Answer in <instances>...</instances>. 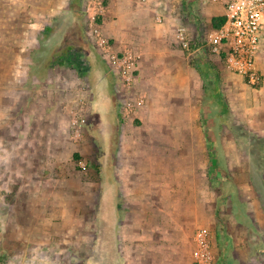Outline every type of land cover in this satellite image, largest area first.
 I'll return each instance as SVG.
<instances>
[{
	"label": "rangeland",
	"instance_id": "rangeland-1",
	"mask_svg": "<svg viewBox=\"0 0 264 264\" xmlns=\"http://www.w3.org/2000/svg\"><path fill=\"white\" fill-rule=\"evenodd\" d=\"M113 1L107 0L97 10L100 24ZM141 3L145 5L147 0ZM131 4L127 0L116 3L117 16L124 21L115 25L135 32L128 43L137 49L120 53L142 56V69L149 75L158 64L155 70L166 73L162 75L165 79L176 69L188 74L190 63L204 68L202 73L209 76L203 65L210 64L226 105L217 108L221 114H215L216 129L208 126L204 109L191 129L199 142L194 149L199 156L186 164L194 170L192 185L199 196L194 194L187 200L194 207L197 200L201 203V210L194 213L200 224L194 225L192 234L172 255L162 258L157 255L158 248L152 247L151 255L142 258L146 264H198L195 234L207 229L212 239V264H264V253L255 255L247 229L238 222L232 206L234 195H239L244 211L264 219V129L252 126L249 116L250 111L252 115L264 112V102L258 103L262 84L251 87L228 71L218 56L204 50L188 55L182 49L178 30L184 25L195 26L197 36L191 38L199 47L214 31L204 16L206 6L201 0H152L150 15L137 18L130 11ZM127 11L132 14L128 19ZM88 23L85 0H0V264H86L95 236L104 239L105 219L91 207L93 194H98L97 168L101 163L94 166L92 162L97 147L89 136L82 141L73 138L75 128L83 124L88 113V78L79 80L73 73L81 64L74 45L81 36L89 41ZM87 48L90 55L103 61L93 46ZM58 57L71 58L72 62L59 65ZM49 61L56 71L48 75L44 65ZM113 79L115 93L127 95L118 79ZM210 83L208 80V86ZM72 111L82 119L72 121ZM131 122L135 126L131 132V123L127 125L129 134L133 130L139 136L152 132L153 128L138 117ZM110 143L107 154L113 158L117 147L114 139ZM181 173L178 169V179ZM89 189H96L95 193ZM128 259L131 262L132 257Z\"/></svg>",
	"mask_w": 264,
	"mask_h": 264
},
{
	"label": "crops",
	"instance_id": "crops-1",
	"mask_svg": "<svg viewBox=\"0 0 264 264\" xmlns=\"http://www.w3.org/2000/svg\"><path fill=\"white\" fill-rule=\"evenodd\" d=\"M127 1L132 3L129 5L130 11L136 18L140 14L150 15V9L154 8L152 0H147L145 5L141 0ZM117 2L119 0L111 3L110 13L105 15L101 26L105 35L113 40L111 42L118 52H129L137 49L128 43L135 32L132 29L125 32L116 28V23L122 24L124 21L117 16L120 13L115 6ZM141 6L143 7L140 8ZM130 11L126 12L127 19L132 15ZM204 16L214 29L213 19L223 18L224 9L221 5H208ZM159 20L162 21V18ZM194 27H182L191 40V37L197 36ZM138 28L147 30L146 26ZM125 37L128 39L125 40ZM141 58L138 55V81L130 90H124L127 95L115 93L113 76L100 57L90 59L91 71L87 77L90 96L85 102L87 107H84L88 113L83 118L86 121L84 125L77 122L79 126L75 128L73 138L82 141L89 136L87 139L94 141L93 144L97 147L92 162L94 166L95 162L101 163L100 168H97L98 194L95 193L96 189L88 191L95 193L91 207L95 209V214L98 212V217L105 219V228L103 241L95 236L86 264H146L142 257L151 255L152 247L158 248L157 255L164 258L175 253L180 243L187 240V235L192 234L194 225L200 224L194 218V213L201 210V203L197 200V206L194 207L193 202L188 203L187 200H192L194 194L197 198L199 196L192 185L194 170L191 164H186L191 158L199 156L194 151L199 142L191 135V129L195 127L196 119L203 109L206 110L208 126L212 129L219 126L215 114H221V111L217 108L223 109L226 106L222 103V89L213 81L210 64L203 65L207 66L209 76L202 73L204 68L200 70V67L190 63L188 74L182 69H176L165 79L162 75L166 73L155 70L158 64L150 75L146 74L142 69ZM60 60L58 57L57 61ZM44 67L48 68V75L56 71L53 62L49 61ZM257 68L262 76L259 103L264 102V42L257 59ZM73 73L79 80L82 79L76 70ZM216 74L217 71H214L215 76ZM208 80L211 82L210 86L207 84ZM72 115V121L82 119L78 112L72 111ZM249 116L252 126L264 129V112L252 115L250 111ZM126 117L133 118L127 120ZM135 117L153 128L152 132L143 134L144 136L140 133L142 137L135 130L129 134L126 131L127 125L131 123V131L135 126L131 120ZM155 128L162 130L164 135L161 136L160 131ZM210 132L213 134V131ZM213 138L214 143L215 135ZM113 139L117 148L112 158L108 157L107 152ZM261 141L264 142V136ZM219 168L222 173L223 168ZM109 169L112 171L110 174L107 173ZM178 169L182 172L179 179ZM205 171V176L208 177V164ZM235 194L237 195L236 191ZM234 200L236 203L233 201L232 206L236 209L238 222L247 229L252 250L255 255L264 253V247L261 248V244L264 246V219L257 214L253 215L249 210L244 211L239 195H234ZM94 234H97V230ZM129 257H132L131 262Z\"/></svg>",
	"mask_w": 264,
	"mask_h": 264
},
{
	"label": "built area",
	"instance_id": "built-area-1",
	"mask_svg": "<svg viewBox=\"0 0 264 264\" xmlns=\"http://www.w3.org/2000/svg\"><path fill=\"white\" fill-rule=\"evenodd\" d=\"M107 0H85L89 18L88 36L93 48L99 53L115 76L123 90H130L138 81V59L129 53H120L105 35L98 22L99 8ZM202 4L221 5L224 9V23L215 29L205 40L202 47L188 37L185 28L178 31V41L188 55L204 50L218 56L228 71L241 76L251 87L262 84V76L257 68V59L264 42V0H201ZM97 5V7H96ZM98 15V17H97ZM86 121L82 120L84 124ZM211 233L200 229L195 234L198 264H212Z\"/></svg>",
	"mask_w": 264,
	"mask_h": 264
},
{
	"label": "trees",
	"instance_id": "trees-1",
	"mask_svg": "<svg viewBox=\"0 0 264 264\" xmlns=\"http://www.w3.org/2000/svg\"><path fill=\"white\" fill-rule=\"evenodd\" d=\"M77 4H79L78 1L76 2V6H75V8L78 9ZM224 21H225L224 18L213 19L214 29H216V30L219 29L221 27V25L224 23ZM89 42L90 41H88V39L86 37L82 38V36H81V41H79V42L76 41V43L74 45V49L77 50V51L76 50L75 51L77 52L78 57H79L78 60L81 61L80 66L77 67V72H78L79 76L82 77V79H86L88 74L90 73V71H91L90 59H91V57H94L93 55H90V53L88 52L87 47L92 46ZM67 43H69V42H67ZM67 43H66V45H67ZM60 58H61V60L58 62L59 65L63 66L66 63V61L72 62L71 58H68V57L67 58L60 57ZM85 66H86V68L88 67V70H86ZM107 68L109 71V67H107ZM236 200H237V198H236Z\"/></svg>",
	"mask_w": 264,
	"mask_h": 264
}]
</instances>
